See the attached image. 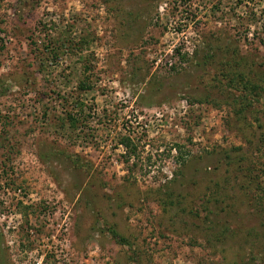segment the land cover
<instances>
[{"label": "rangeland", "instance_id": "1", "mask_svg": "<svg viewBox=\"0 0 264 264\" xmlns=\"http://www.w3.org/2000/svg\"><path fill=\"white\" fill-rule=\"evenodd\" d=\"M0 264H264V0H0Z\"/></svg>", "mask_w": 264, "mask_h": 264}]
</instances>
